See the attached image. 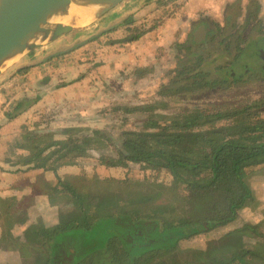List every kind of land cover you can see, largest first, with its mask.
<instances>
[{
	"label": "rangeland",
	"instance_id": "obj_1",
	"mask_svg": "<svg viewBox=\"0 0 264 264\" xmlns=\"http://www.w3.org/2000/svg\"><path fill=\"white\" fill-rule=\"evenodd\" d=\"M249 12L248 23L239 37L241 43L264 35V0H125L90 27L37 49L5 72L0 78L1 254L16 251L26 256L25 249L28 253L30 250L22 244L34 239V230L67 225L71 213L78 209L76 199L63 192L54 173L46 170L59 164L52 154L55 141L79 131L107 133L129 107L163 103L164 107L139 114L170 120L192 114L232 113L263 97L264 74L259 70L263 60H256V70L246 71L226 88L222 84L214 89L203 85L192 93L160 95L169 76L178 72L189 74V79L209 82L220 81L221 75L233 77L236 71L223 72L228 64L222 63L221 58L216 57L214 62L206 53L191 57L181 45L203 36L208 25H216L222 32L229 21H235L238 28ZM200 25L202 28L198 29ZM256 25L258 31L254 30ZM254 48L261 50L260 46ZM115 59L124 61L123 68L129 69L134 78H120L124 71L118 69L114 83L119 80L121 84L107 86L105 70L97 73L96 69ZM239 64L245 66L243 58ZM199 66L201 71L196 72ZM22 69L26 72L20 74ZM155 73L158 77L154 82ZM144 78L151 80L148 85L140 83ZM36 91L45 92V97L22 115L8 120L15 100ZM251 118L230 116L220 121L217 128L241 133L264 123V113L258 119ZM211 127L206 125L203 129ZM96 141L101 142L95 148L98 154L94 159L57 171V175L66 176L64 181L82 186L84 208L113 211L120 204L137 202L138 193L148 190L158 196L150 207L161 206L173 217L186 214L187 204L180 200L179 189L166 175L121 161L105 136ZM39 148L45 150L31 160V153ZM41 164L44 169H34ZM15 170L18 172L11 174ZM248 181L264 209V167L251 169ZM234 241L224 236L214 242L226 246ZM209 245L202 235H196L181 246L186 250H206Z\"/></svg>",
	"mask_w": 264,
	"mask_h": 264
},
{
	"label": "trees",
	"instance_id": "obj_2",
	"mask_svg": "<svg viewBox=\"0 0 264 264\" xmlns=\"http://www.w3.org/2000/svg\"><path fill=\"white\" fill-rule=\"evenodd\" d=\"M249 15L250 12L238 28L235 21H229L222 32L216 25H208L203 36L190 38L186 45H181L191 57L206 53L214 62L216 57L221 58L222 63L228 64L223 72L236 71L233 77L221 75L220 81L209 82L189 79V74L178 72L169 76L160 95L192 93L203 85L214 89L222 84L226 88L246 71L256 70V60L263 58L254 47L263 36L245 43L239 38ZM254 30L258 31V25ZM242 58L244 67L239 64ZM183 62L184 59L179 64ZM195 70L201 71V66ZM259 70L264 74V62ZM45 95L41 91L21 95L13 103L8 120L25 113ZM153 105L126 108L107 133L79 131L55 141L50 149L59 164L46 170L54 173L63 192L76 199L78 209L71 213L67 225L34 230V239L21 245L30 250L28 253L25 249L26 256L16 251L0 252V264H264V209L248 181L251 169L264 167V123L241 133L217 128L220 121L230 116L258 119L264 113V96L232 113L192 114L170 120L139 114L164 107L163 103ZM206 125L212 127L203 129ZM158 127L177 131L164 132ZM100 136L111 140L121 161L166 175L179 189L180 200L187 204L186 214L173 217L161 206L150 207L158 196L148 190L138 193L137 202L120 204L113 211L84 208L82 186L64 181L66 176L57 175V171L94 159L98 154L95 148L101 142L96 138ZM43 150L33 151L31 160L40 157ZM43 166L34 169H44ZM196 235L210 243L208 249L186 250L181 246ZM224 236L235 241L226 246L216 245L214 241Z\"/></svg>",
	"mask_w": 264,
	"mask_h": 264
},
{
	"label": "water",
	"instance_id": "obj_3",
	"mask_svg": "<svg viewBox=\"0 0 264 264\" xmlns=\"http://www.w3.org/2000/svg\"><path fill=\"white\" fill-rule=\"evenodd\" d=\"M77 1L0 0V78L37 49L90 27L125 0Z\"/></svg>",
	"mask_w": 264,
	"mask_h": 264
},
{
	"label": "crops",
	"instance_id": "obj_4",
	"mask_svg": "<svg viewBox=\"0 0 264 264\" xmlns=\"http://www.w3.org/2000/svg\"><path fill=\"white\" fill-rule=\"evenodd\" d=\"M123 64H125L124 63V61H122L121 59H115V60H113V61H109V63H106L105 65H104V67H99V68H97L96 69V72L97 73H101L103 70H105V74H104V77L106 78V79H108V81H107V86H111V85H120L121 84V82L118 80V82L117 83H114V81H117L116 79V77H115V75H116V72H117V70L118 69H122L123 68ZM133 67H135L136 68V66H133ZM124 72H122L121 73V75H120V78H124V77H133L134 78V75H131L132 73L130 72V70L128 69L127 71H125V69L123 68L122 69ZM157 77H158V74L157 73H155L154 75H152V79H153V81L155 82V80L157 79ZM127 81V80H126ZM135 81L137 82L138 80L137 79H135ZM151 81V80H150ZM150 81L148 82V79L147 78H144V79H142L141 80V82L140 83H142V84H145V85H148L149 83H150ZM158 81V80H157ZM147 82H148V84H147ZM154 84V83H153ZM121 92V91H120ZM92 102H94V98L92 97Z\"/></svg>",
	"mask_w": 264,
	"mask_h": 264
},
{
	"label": "flooded vegetation",
	"instance_id": "obj_5",
	"mask_svg": "<svg viewBox=\"0 0 264 264\" xmlns=\"http://www.w3.org/2000/svg\"><path fill=\"white\" fill-rule=\"evenodd\" d=\"M262 36L263 37H260L259 39H257L255 46L256 47L260 46L261 50L258 48H257V50L259 51L260 55H262V58H263L262 60L264 62V35H262Z\"/></svg>",
	"mask_w": 264,
	"mask_h": 264
},
{
	"label": "bare ground",
	"instance_id": "obj_6",
	"mask_svg": "<svg viewBox=\"0 0 264 264\" xmlns=\"http://www.w3.org/2000/svg\"><path fill=\"white\" fill-rule=\"evenodd\" d=\"M73 3L77 4V0H72ZM75 10H78V7H74ZM66 21H69L71 23H75L76 20H66Z\"/></svg>",
	"mask_w": 264,
	"mask_h": 264
}]
</instances>
